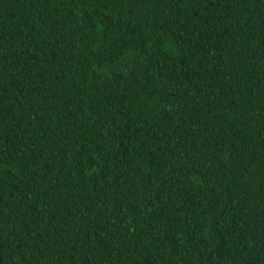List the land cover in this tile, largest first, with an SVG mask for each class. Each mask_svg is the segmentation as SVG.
Listing matches in <instances>:
<instances>
[{"label": "trees", "instance_id": "obj_1", "mask_svg": "<svg viewBox=\"0 0 264 264\" xmlns=\"http://www.w3.org/2000/svg\"><path fill=\"white\" fill-rule=\"evenodd\" d=\"M0 264H264V0H0Z\"/></svg>", "mask_w": 264, "mask_h": 264}]
</instances>
